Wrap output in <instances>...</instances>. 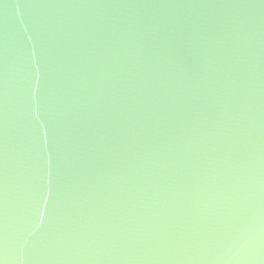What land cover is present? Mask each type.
<instances>
[{"label":"water","instance_id":"1","mask_svg":"<svg viewBox=\"0 0 264 264\" xmlns=\"http://www.w3.org/2000/svg\"><path fill=\"white\" fill-rule=\"evenodd\" d=\"M0 264H264V0H0Z\"/></svg>","mask_w":264,"mask_h":264}]
</instances>
